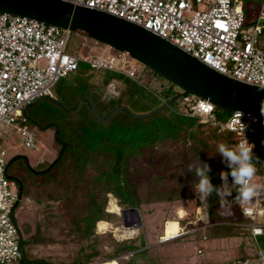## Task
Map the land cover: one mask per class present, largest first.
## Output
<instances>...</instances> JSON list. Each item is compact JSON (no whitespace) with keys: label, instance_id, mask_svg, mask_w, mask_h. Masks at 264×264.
Masks as SVG:
<instances>
[{"label":"trees","instance_id":"obj_1","mask_svg":"<svg viewBox=\"0 0 264 264\" xmlns=\"http://www.w3.org/2000/svg\"><path fill=\"white\" fill-rule=\"evenodd\" d=\"M250 12L249 18L245 15L247 22L254 17V11L250 9ZM90 69L88 65L80 63L72 73L75 89L72 99H69L67 115L63 122L46 126L47 129L51 127L54 130L53 143L57 150L55 165L48 164L45 169L35 171L29 167L27 158L23 156H16L6 164V175L15 181L19 195L32 200L33 210L51 215V228L63 229L66 226L64 229L68 230L72 241H90L85 250L82 247L79 251L81 258L86 261L98 256L96 249L102 234L96 233V224L108 222L112 217L107 211L108 195L115 198L119 206L134 208L139 212L143 206L175 207L179 202L194 199L197 195V178L194 172H188V165L199 156L201 161H206L211 166L212 172L209 175L212 177V183L220 185L219 173L227 169L221 163L217 145L223 142L231 147L237 142L233 134L218 133L195 119L180 115L176 110L180 97H177L179 93L175 91L173 84L169 83V86L159 93L161 101L138 82L115 73L102 76L100 87L96 88L91 83L93 76ZM113 80L121 82L123 90L115 97L107 96L106 92L101 97L98 89H105ZM144 96L150 98L154 105L147 108L139 105ZM173 98L175 99L168 106L150 117H134L151 113L161 107L163 102ZM79 99L81 103L77 106ZM91 106L103 120L116 108L123 109L109 120L100 122L94 117ZM226 113L228 112L221 109L215 110L216 117L221 120ZM23 114L26 118L25 111ZM27 122L29 123L28 119ZM62 146L64 150L61 152ZM17 159L25 161L27 170L37 177L35 180L10 175L9 170ZM142 159L147 160L150 172L145 180L132 181V174L137 176L142 169L137 166L136 161ZM195 202L196 207L197 198ZM207 206L206 221L209 226L205 229V241L243 238L246 241V251L242 247L240 251L244 256L233 261L251 256L250 235L240 225L244 221L239 209L232 204L227 212H222L215 194L209 198ZM234 209L238 210V217L231 213ZM14 210L13 221L20 233L19 264H48L41 259L27 258L25 246L30 241L25 240L14 216ZM62 211L65 215L61 214ZM62 216L68 219L64 221ZM192 220V217H188L181 225ZM168 221L170 220L164 221L163 225ZM139 237L140 235L130 239L128 245L112 240L114 252L107 255L106 261L101 264H135L131 259L138 252L144 251L142 249L146 246L142 243L135 245L134 242ZM257 240L259 249H264V235ZM37 241V238L33 239V242ZM131 252L133 254L124 258L125 261L117 262L118 257Z\"/></svg>","mask_w":264,"mask_h":264},{"label":"built area","instance_id":"obj_2","mask_svg":"<svg viewBox=\"0 0 264 264\" xmlns=\"http://www.w3.org/2000/svg\"><path fill=\"white\" fill-rule=\"evenodd\" d=\"M75 6L103 12L132 23L156 35L194 58L216 73L235 81L264 88V0H62ZM260 2L255 8L252 24L248 26L241 3ZM71 32L37 22L32 19L0 13V125L11 127L20 136L23 145L38 149L35 133L20 123H26L25 109L42 98H52V88L63 78L75 72L80 63L97 72H110L138 82L144 66L126 52L117 51L97 43L92 53L68 54ZM111 81L106 95H118ZM159 100L162 99L156 96ZM165 103V102H163ZM217 108L207 100L191 95L181 96L177 112L198 123L207 125L218 133L236 136V145L245 140L242 125L248 114L232 112L225 119L216 117ZM252 115V114H251ZM257 123L254 131L247 132L250 143L258 147V155L264 159V113L252 115ZM0 131V264H18L21 259L20 233L13 221V210L23 202L15 181L6 175V153L2 148ZM254 182L264 186V165L259 166ZM235 196V193H233ZM192 221L181 222L178 230L165 239L166 223L158 243L164 244L202 231L205 240L208 206L197 198ZM239 207L240 224L249 232L251 256L233 264H257V239L264 235V187L246 204ZM128 223L131 217L128 216ZM133 222V220H131ZM124 224L125 219L123 218ZM135 222L129 227H135ZM253 233H256L254 236ZM201 254L199 250L197 252Z\"/></svg>","mask_w":264,"mask_h":264},{"label":"rangeland","instance_id":"obj_3","mask_svg":"<svg viewBox=\"0 0 264 264\" xmlns=\"http://www.w3.org/2000/svg\"><path fill=\"white\" fill-rule=\"evenodd\" d=\"M259 6L260 2L244 1L241 3V7L243 8L245 15H247V18H249V14H251L250 9L254 10ZM248 11L250 13H248ZM252 20L248 23V26L253 23ZM262 24L264 25V20L262 21ZM260 41L264 42V35L261 36ZM97 46V43L85 36L71 32L67 53H78L86 56L92 53L93 51L91 50ZM90 70L93 76L91 83L96 88L100 87L102 76L111 74L110 72H97L92 69ZM137 80L138 84L158 97H160L159 93L164 88H167L170 83L164 78L156 76L153 71L146 67H144L143 71L139 74ZM74 86L73 75L70 74L68 77L61 79L54 85L52 88V98L39 99L26 108L25 115L30 124L28 122L24 124L20 123V126L32 130L35 133V138L38 142L37 150L26 148L15 130L11 127L0 125V131L2 133L1 144L6 153L5 160L7 162L16 156H23L27 158L29 167L35 171L43 170L48 164H52L56 159L57 150L53 143L54 130L51 127L47 129V127L51 126V124L61 123V121L63 122V119L69 110V99H72V96L74 95ZM106 88L104 89L101 87L98 89L97 92L102 94L101 97L104 96ZM123 88L124 86L122 83L117 82L114 90L119 93ZM174 89L177 93L180 92L176 86H174ZM79 102L81 103L80 99L77 101L76 105ZM139 105H144L147 108L154 104L151 102L150 98L144 96ZM229 115V112L226 113L222 120H225ZM41 127L45 128L42 129ZM254 151L258 154L257 145ZM136 164L142 169L137 176L136 174H132V181L140 182L145 180L147 174L150 172V168L148 167L149 165L146 159H142L141 161L138 160L136 161ZM27 169L25 161L23 159H17L11 166L9 173L12 177H26L35 180L37 177ZM40 176L42 177L44 175ZM196 198H198V195H195L194 199L183 201L181 203L179 202L175 207L173 205V207L169 205L143 206L140 209V212L139 210L131 212L129 209L134 208L119 206L118 201L111 195H108L109 202L107 205V211L112 214V217L106 222L107 224L103 231L99 229L98 224H96V233L102 234L99 236L101 242L96 249L98 256L90 261L84 260L79 254L82 247L83 250H85L90 241L86 240L82 243L72 241L68 230L64 229L66 226H63V229L62 227L51 228V218H49L51 215L37 212L39 210H33V202L29 197H23V202H21V204H19L14 210V216L24 234L25 240L30 241V243L25 246L26 256L29 260L41 259L48 264H73V262H75V264H99L106 261V256L112 255L114 252L113 250L115 247L111 243L112 240L123 242V244L128 245L131 242L130 239L136 238L140 235V237L135 240V245H141V243L146 244L148 242V244H156L157 246L148 250H146L145 246L142 249L145 252H138L134 258L131 259L132 262L135 261V264H226V260L222 261L221 258H217L218 255H216V252L218 249L210 250V248H214L215 245H213V243L210 245L202 240V231L197 232L195 236H188L184 239H179L170 243L162 245H159L158 243L159 236L163 234L164 221L170 220L167 223H174L177 219L178 216L175 215V208L177 206L187 211L186 214L180 212V218H184V216L190 218L194 217ZM57 206L58 205L56 204V207ZM235 206L239 209L237 205ZM231 213L236 215V217L239 216L238 210L236 209L231 211ZM61 214H64L63 211ZM128 216H130L131 220L135 222V227H129L133 222L130 220V223H128ZM123 218L125 219V222H127L126 224H124ZM63 219L65 221V219L68 218L63 217ZM67 222H69V220H67ZM34 238L38 239L37 243L33 242ZM199 248L204 249L202 255L197 253ZM237 248L238 247H236L233 259L227 260L229 264H233L235 258L244 256V254L242 255V251L239 253ZM88 251L89 250H87V252ZM132 254V252L126 253L123 256L118 257L116 260L117 262H123L125 261L124 258H129ZM105 264H110V262H106Z\"/></svg>","mask_w":264,"mask_h":264},{"label":"water","instance_id":"obj_4","mask_svg":"<svg viewBox=\"0 0 264 264\" xmlns=\"http://www.w3.org/2000/svg\"><path fill=\"white\" fill-rule=\"evenodd\" d=\"M0 13L66 29L117 51L126 52L144 67L176 86L180 90L177 97L195 96L229 113L242 112L255 116L264 113V88L220 75L156 35L112 15L62 0H0ZM175 98L151 113L134 117H150ZM90 108L100 122L109 120L123 109L116 108L103 120L93 106ZM63 150L64 146L61 152Z\"/></svg>","mask_w":264,"mask_h":264},{"label":"clouds","instance_id":"obj_5","mask_svg":"<svg viewBox=\"0 0 264 264\" xmlns=\"http://www.w3.org/2000/svg\"><path fill=\"white\" fill-rule=\"evenodd\" d=\"M255 123H257L256 118L248 114L247 123L242 125L245 140L231 147L223 142L217 145L221 163L227 169L219 173L220 185L212 183V177L209 175L212 172L211 166L206 161H201L199 156L188 165V172H194L197 178L195 193L201 202L207 203L215 194L221 211L227 212L235 202L241 204L250 202L257 195L258 190L264 187L254 182L259 166L264 165V159L254 151L256 145L250 143L247 138V132L254 131ZM261 144L264 145V140ZM253 235L255 236L256 233ZM257 245H259L258 241ZM257 264H264V249L258 248Z\"/></svg>","mask_w":264,"mask_h":264},{"label":"crops","instance_id":"obj_6","mask_svg":"<svg viewBox=\"0 0 264 264\" xmlns=\"http://www.w3.org/2000/svg\"><path fill=\"white\" fill-rule=\"evenodd\" d=\"M180 212H183L184 214L187 213V211L179 206H177L175 208V215L178 216ZM178 218V217H177ZM177 220V219H176ZM103 223H106V222H103ZM107 224V223H106ZM165 235V234H164ZM165 239H168L166 238V236L164 237ZM205 241V240H203ZM172 242V241H170ZM170 242H167V243H170ZM209 243L210 245H215V247H211L210 250H213V249H218V251L216 252V255H218L217 258H221L222 261L223 260H226V262H228L227 260H230V259H233L234 257V254L236 252V247H238V251L240 253V247L243 248L244 251H246L245 247H244V243L246 242L245 239L243 238H227V239H214V240H208V241H205V243ZM165 244V243H164ZM208 244V245H209ZM152 244H148V242L146 243V249H151L152 247H155L157 246L156 244L152 245ZM242 245V246H241ZM184 247V245H183ZM217 247V248H216ZM201 251V254L199 255H202L204 253V249L202 248H199L198 251ZM197 251V252H198ZM101 264V263H99Z\"/></svg>","mask_w":264,"mask_h":264},{"label":"bare ground","instance_id":"obj_7","mask_svg":"<svg viewBox=\"0 0 264 264\" xmlns=\"http://www.w3.org/2000/svg\"><path fill=\"white\" fill-rule=\"evenodd\" d=\"M105 227H106V223H103V222H99L98 223V228L101 229L102 231L105 229ZM177 230H178V225H177L176 221L174 223L173 222L172 223H167L166 224V230H165L166 238L169 239L172 236H174L176 234Z\"/></svg>","mask_w":264,"mask_h":264}]
</instances>
